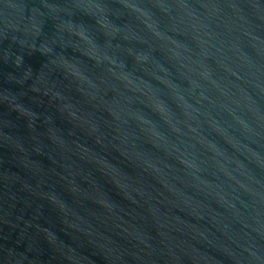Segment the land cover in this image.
<instances>
[{"label":"water","instance_id":"obj_1","mask_svg":"<svg viewBox=\"0 0 264 264\" xmlns=\"http://www.w3.org/2000/svg\"><path fill=\"white\" fill-rule=\"evenodd\" d=\"M0 264H264V0H0Z\"/></svg>","mask_w":264,"mask_h":264}]
</instances>
